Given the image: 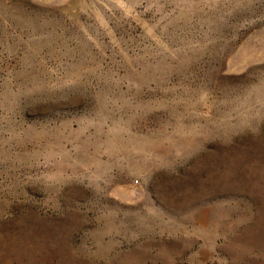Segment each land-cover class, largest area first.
<instances>
[{
	"label": "rangeland",
	"instance_id": "1",
	"mask_svg": "<svg viewBox=\"0 0 264 264\" xmlns=\"http://www.w3.org/2000/svg\"><path fill=\"white\" fill-rule=\"evenodd\" d=\"M0 264H264V0H0Z\"/></svg>",
	"mask_w": 264,
	"mask_h": 264
}]
</instances>
